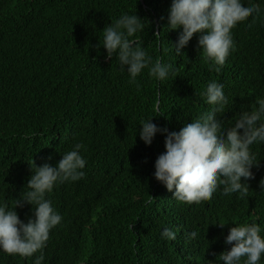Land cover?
Segmentation results:
<instances>
[{
  "label": "trees",
  "instance_id": "trees-1",
  "mask_svg": "<svg viewBox=\"0 0 264 264\" xmlns=\"http://www.w3.org/2000/svg\"><path fill=\"white\" fill-rule=\"evenodd\" d=\"M249 2L264 9V0ZM170 3L0 0V199L11 207L27 190L34 163L54 165L77 143L86 160L83 178L57 182L46 193L62 220L50 230L42 264H222L219 253L231 247L224 236L234 223L255 221L264 236V143L251 146L259 163L247 197L224 195L220 186L211 199L189 204L153 176L164 136L145 145L138 135L139 122L152 116L178 131L209 111L203 93L213 80L229 97L220 114L225 127L256 107L264 97V15L231 30L235 47L217 72L198 34L176 55L181 29L167 26ZM124 13L142 18L132 39L153 60L171 63L174 75L161 82L145 68L131 83L115 56L97 48L103 28ZM16 211L25 222L33 215L29 204ZM164 228L175 239H162ZM39 255L0 251V264H34Z\"/></svg>",
  "mask_w": 264,
  "mask_h": 264
},
{
  "label": "clouds",
  "instance_id": "clouds-1",
  "mask_svg": "<svg viewBox=\"0 0 264 264\" xmlns=\"http://www.w3.org/2000/svg\"><path fill=\"white\" fill-rule=\"evenodd\" d=\"M250 15L255 20L264 15V9L258 4L245 3V0H171L167 26L169 30L181 29L172 44L176 55H181L193 35L198 34L199 49L219 72L235 47L231 30ZM142 29L141 17L124 13L103 28L97 48L103 46L108 59L115 56L120 70L128 73L131 83L136 82L145 68L150 76L163 82L170 74H175V68L171 63L153 60L139 42L132 39ZM203 95L212 105L210 110L185 123L178 131H169L167 126L154 123L153 116L139 122L138 135L145 145H151L157 133L164 136V151L155 159L153 176L180 202L191 204L209 200L220 186H223L224 195L237 193L241 198L247 197L248 181L255 178L252 168L259 163L251 146L264 143V97L257 98L256 107L242 110L234 123L225 127L220 114L224 113L229 97L223 84L215 80L209 82ZM82 147L80 143L75 144L54 165L34 163L26 183L27 190L24 186L11 207L6 200L0 199V251L21 257L40 252L34 264H42L50 230L62 220L46 193H50L57 182L84 177L86 160L80 154ZM259 187L264 190V178ZM24 204L32 206L33 215L27 222L16 211ZM224 225L219 223L221 228ZM260 233L261 228L255 221L234 223L229 227L224 244L231 247L219 253L222 264H241L242 258L243 264H259L264 255V236ZM196 235V230L190 233L191 237ZM175 236L176 233L168 228L161 232L162 239L171 240Z\"/></svg>",
  "mask_w": 264,
  "mask_h": 264
}]
</instances>
